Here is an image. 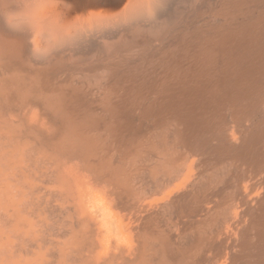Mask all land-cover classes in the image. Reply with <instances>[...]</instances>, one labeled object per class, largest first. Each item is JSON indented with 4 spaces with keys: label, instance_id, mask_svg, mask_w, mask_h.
Segmentation results:
<instances>
[{
    "label": "bare ground",
    "instance_id": "6f19581e",
    "mask_svg": "<svg viewBox=\"0 0 264 264\" xmlns=\"http://www.w3.org/2000/svg\"><path fill=\"white\" fill-rule=\"evenodd\" d=\"M0 264H264V0H0Z\"/></svg>",
    "mask_w": 264,
    "mask_h": 264
}]
</instances>
